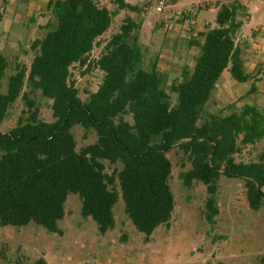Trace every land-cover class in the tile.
<instances>
[{"label":"trees","instance_id":"trees-1","mask_svg":"<svg viewBox=\"0 0 264 264\" xmlns=\"http://www.w3.org/2000/svg\"><path fill=\"white\" fill-rule=\"evenodd\" d=\"M116 4L136 9L125 0ZM48 6L56 24L35 41L39 52L29 74L17 68L6 92L0 91V122L21 97L33 107L26 84L53 102L55 120L39 119L36 109L29 120L0 133L1 226L35 224L61 234L67 199L75 194L82 198L83 218L93 219L100 234L116 227L115 207L122 198L133 224L150 237L160 226L170 227L175 212L168 152L177 146L192 164L182 175L185 185L202 182L207 187L205 218L211 225L220 214L222 176L244 180L250 208L264 207V152L257 162L235 158L241 146L264 140V113L245 105L201 123L225 71L240 84L254 79L235 41L244 24L239 20L243 7L219 8L216 27H206L199 33L203 42H194L200 49L194 69L186 68L182 79L173 82L159 71L157 61L145 65L141 26L127 18L97 60L102 84L83 100L70 82L71 68L88 62L117 12L96 0H52ZM8 66L0 52V84ZM76 126L95 132L96 142L78 151Z\"/></svg>","mask_w":264,"mask_h":264},{"label":"rangeland","instance_id":"rangeland-1","mask_svg":"<svg viewBox=\"0 0 264 264\" xmlns=\"http://www.w3.org/2000/svg\"><path fill=\"white\" fill-rule=\"evenodd\" d=\"M50 1L0 0V52L9 62L1 92H6L9 77L17 68L29 74L39 52L33 48L35 41L42 40L55 26ZM96 1L117 14L88 62L71 68L70 82L83 100L102 84L104 72L97 60L127 18L141 26L145 65L157 61L159 71L173 82L182 79L186 68L194 69L200 53L194 42H203L199 33L206 27H216L218 10L226 4L244 8L239 20L245 27L238 31L235 41L254 79L240 84L225 71L201 123L209 115L227 116L245 105L264 113V0H165L162 12L157 11L161 0H125L134 10L119 9L116 0ZM24 92L29 93L33 107L21 97L0 122V133H9L29 120L36 109L39 119L55 120L51 100L39 91H31L28 84ZM173 97L177 103V96ZM73 133L78 151L97 140L95 132L87 133L82 126H76ZM263 152L264 140L241 146L235 158L237 162H257ZM2 154L0 151V158ZM168 157L173 164L170 184L176 200L170 227L160 226L147 237L133 224L121 198L115 207L116 227L102 235L93 219L83 218L82 198L71 194L65 218L59 223L61 234L35 224L23 228L0 225V264H264V207L259 211L250 208L245 181L221 177L217 196L220 214L216 224L211 225L205 218L207 187L202 182L187 187L182 179L183 173L192 169L188 155L177 146Z\"/></svg>","mask_w":264,"mask_h":264},{"label":"built area","instance_id":"built-area-1","mask_svg":"<svg viewBox=\"0 0 264 264\" xmlns=\"http://www.w3.org/2000/svg\"><path fill=\"white\" fill-rule=\"evenodd\" d=\"M166 6L165 0H161L158 4L157 11L162 12Z\"/></svg>","mask_w":264,"mask_h":264},{"label":"crops","instance_id":"crops-1","mask_svg":"<svg viewBox=\"0 0 264 264\" xmlns=\"http://www.w3.org/2000/svg\"><path fill=\"white\" fill-rule=\"evenodd\" d=\"M243 26H244V24H243ZM243 26H242V27H243ZM244 27H245V26H244ZM241 29H242V28H241ZM241 29H240V30H241ZM240 30H239V31H240ZM242 52H243V51H242ZM243 55H244V54H243ZM243 59H244V58H243Z\"/></svg>","mask_w":264,"mask_h":264}]
</instances>
